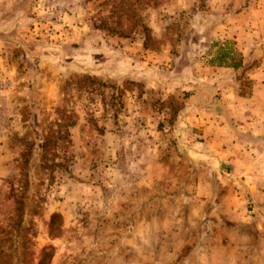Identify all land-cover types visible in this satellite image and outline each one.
<instances>
[{
    "label": "rangeland",
    "instance_id": "374dc122",
    "mask_svg": "<svg viewBox=\"0 0 264 264\" xmlns=\"http://www.w3.org/2000/svg\"><path fill=\"white\" fill-rule=\"evenodd\" d=\"M256 76L264 0H0V264H200L251 223Z\"/></svg>",
    "mask_w": 264,
    "mask_h": 264
},
{
    "label": "crops",
    "instance_id": "0c3cea01",
    "mask_svg": "<svg viewBox=\"0 0 264 264\" xmlns=\"http://www.w3.org/2000/svg\"><path fill=\"white\" fill-rule=\"evenodd\" d=\"M227 71L230 73L231 70ZM252 73L254 76L255 72ZM252 75H249V78H253ZM256 77L258 80L252 81L248 105L245 108L252 115L240 126L249 133L254 132L253 138H250V149L253 150L254 161L258 164L260 160L264 162V82L262 83L259 76ZM225 86L226 84L223 87L225 89L230 87ZM229 138L231 142L233 138ZM256 164L251 168V178L246 181L252 203L251 223L247 225L245 222L231 218V221H234L232 228L215 227L210 232H206L211 240L200 244V264H264V165L263 169H259ZM229 217L226 216L224 219H230ZM216 219V225L221 220L222 224H225L219 214L216 215ZM224 237L227 239L225 240Z\"/></svg>",
    "mask_w": 264,
    "mask_h": 264
},
{
    "label": "trees",
    "instance_id": "16d2710c",
    "mask_svg": "<svg viewBox=\"0 0 264 264\" xmlns=\"http://www.w3.org/2000/svg\"><path fill=\"white\" fill-rule=\"evenodd\" d=\"M227 48H221L220 51L218 52L217 60L219 62L223 63L224 66L230 67L233 69L239 68L241 65V60L240 58H236V60H231L234 58L233 52L230 53ZM229 60V61H228Z\"/></svg>",
    "mask_w": 264,
    "mask_h": 264
}]
</instances>
